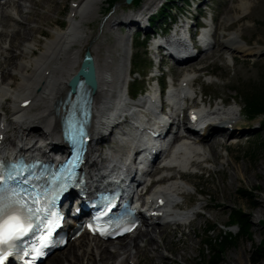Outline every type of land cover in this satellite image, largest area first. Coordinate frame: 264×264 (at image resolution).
Segmentation results:
<instances>
[{
	"label": "bare ground",
	"instance_id": "obj_1",
	"mask_svg": "<svg viewBox=\"0 0 264 264\" xmlns=\"http://www.w3.org/2000/svg\"><path fill=\"white\" fill-rule=\"evenodd\" d=\"M103 1L105 0L73 1L65 29L53 31L51 39L46 40L44 48L38 55L34 54V47L36 46L33 42L27 41L26 44H22L20 52L14 56L19 63L12 65L11 70L14 71L10 72L12 79L6 80H13V77H18L20 82L18 81L19 83L16 84L15 88L10 82H8L10 84L6 83V85L0 86V159L9 158L20 153L27 156L39 154L42 157L50 154L55 155L56 152L60 153L63 147L59 145L60 114L59 108H56V102L63 99L67 91L66 82L76 71L81 59L78 60L80 48L86 45L90 39L91 35L85 31V25L93 18L98 5ZM206 1L198 0V2L194 3V6L203 5ZM234 1L236 0H229L228 2L233 4ZM148 5V3H145L143 9H141V13L147 10L145 21L151 16V13L148 12ZM37 7H39V4H36L33 0H0V38L5 27H7L6 31L9 30V35H12V38L19 33L26 35L25 31L29 30V26L27 27L26 25V29L25 22L31 21L32 17H35V9ZM229 8L225 10L226 13ZM245 8L242 5L234 8L235 12H239L240 14L232 15L227 19L225 25H221V20L224 19V15L226 14H224L225 11L218 17L216 23L214 17H211L212 26L210 25L209 29L205 31L204 34L206 36L201 35L199 37L203 44H208L206 50L197 51L193 56H189L186 55L188 54V50L185 47H181L180 52L171 49L175 51L174 56L182 60L180 64L175 66H178V69L184 68L182 71L185 75L179 81L178 89L173 96V100H175L174 107L169 110V114L175 115L184 122L187 116L185 109L193 108L192 116L201 122L200 131L195 132L191 129L192 133L190 132L188 135L193 138L192 140H179L177 138L173 142V147L167 152V155L163 158L160 155L155 157L149 168L148 176L152 173L159 174L163 169L165 171H162V175L155 179L156 186L148 192V195L144 199V203L148 206L147 213H150V215H146V217L140 216L141 223L144 227L150 224L161 223L166 227L156 228L151 226L145 229L138 228L129 235L108 240L115 241L113 243H116L122 239L133 238L132 242L125 244L118 243L116 247L110 250L117 259L112 264H122L121 260L125 258L128 261L134 262V264H138V251L135 244L138 241L142 249H145L144 252L149 254L153 261L160 259L157 252L158 248L154 244L166 246V242H164V238L161 239L158 235L159 233L156 232L157 230L174 229L185 232L184 230L187 229L185 234H181V240L188 245L191 241L189 240V231L197 223V220L200 219L201 213L192 214V212L180 211L195 201V194L201 195L202 192L191 193V190L185 188L184 181L186 180V174L189 173L190 169L209 172V169L203 167V165L209 163L212 165L214 163V149L216 151L218 147L228 146L227 142L233 139H236L235 142H238L243 136L255 133L253 130H250L252 127L242 119L241 115L245 111L238 107L240 106L239 101L235 98H231L232 102H229V98L226 96L227 99L223 101L222 98L225 95L221 91L217 89V91H209L205 87H202L199 91L200 98L197 95L192 98L191 93H189L190 86L197 83L198 79L197 77H190V70L186 68L194 62L204 60L208 56H214L218 59L230 56V59L234 63L236 62L237 54L244 57L241 62L246 64L247 62L245 63L244 61L248 60V57L256 54V52H261V50L253 51L251 48L245 47L252 45L248 38H246L247 36L244 35L248 30V27H244V22L248 20L246 19L248 13ZM128 18H132L135 23L139 19L138 14L132 16L123 13L112 20L113 25H111V29L114 30L113 33L116 35V47L120 48L118 57H115L117 63H114V58L109 52V46L104 48L105 45L102 42L97 43L93 49L91 48L95 55L103 45L104 57L100 62L87 49L93 59L96 82L89 102L90 115L87 133L90 139L86 145L83 165L84 174L89 182L88 189L99 182V180L101 181V176L107 172L112 171L119 175H129L130 170L127 168L126 163L127 155L136 150L149 152L155 149L147 138V133L148 131L159 130L158 128H161V121L157 119L150 108V98H155V90L151 89L150 93L145 94L143 98H139L134 105L128 106L126 103L125 90L129 80L128 61L131 49L128 38L132 30L138 28L134 24H129L130 22L127 24L126 19ZM6 20L10 21L14 26L4 25V21ZM83 21L87 22L83 23ZM227 25H230V27L228 28ZM240 26H243L246 30L241 29ZM30 27V31L33 30V33L34 31L38 32V27ZM121 28H125L127 33L120 34ZM232 30L236 32L234 35L229 34ZM33 33L22 40H31ZM240 41H243L245 44L242 45ZM10 43L9 39V42L4 43L5 48L3 46L4 49L1 50L3 43L0 42V70L6 68L5 63L7 60L3 59V56H5V49ZM23 57H27L28 60L22 61ZM188 57L192 58L188 59ZM7 59L9 62L12 61V57L8 55ZM263 59L264 56L258 58L255 63L262 62ZM201 70L204 69L202 68ZM206 73L208 72L206 71ZM0 74L4 76V71H0ZM234 90L239 93L237 88H234ZM184 96H186V99L183 98ZM140 103H143V105L139 106L138 104ZM224 105L227 106L224 107ZM125 115H128V122L125 126L121 127L118 122ZM208 115H222L225 117H220L219 122L214 123L206 118ZM259 126L264 128V121ZM104 145H107L105 157L101 148ZM228 162V159L225 158L222 160L220 166L218 164L217 167H211L212 169L210 170L213 172L222 171L221 167L227 166ZM158 164L161 166H158ZM229 170L233 172L230 176L232 184L237 179L238 170L234 168L230 169V167ZM193 189L195 191V186H193ZM198 203H201V200ZM202 204L200 206L202 209H208V207L203 208ZM257 210L256 215L263 213L261 202ZM136 231L139 232L136 233ZM154 232L156 233L154 234ZM157 240H160V242H157ZM71 243H74L72 244L74 250L77 252L79 249L81 250L79 258L82 259L80 264H88V261H90L88 254L94 257L97 256L99 263L93 264H109L107 261L112 258L111 255L107 254V249H100L95 254L94 251L97 250L94 247L95 242L91 244L87 241V243H84V247L82 243L80 244L76 240ZM69 250L71 251L68 253L63 252L61 256H65L67 264L77 263L79 258L76 259L73 256V249ZM59 254H54V257L47 264H64L59 262L57 258ZM85 259H87L86 263H84ZM228 264H241V260L240 258L237 260V256H235L231 258V263L228 261Z\"/></svg>",
	"mask_w": 264,
	"mask_h": 264
},
{
	"label": "rangeland",
	"instance_id": "obj_2",
	"mask_svg": "<svg viewBox=\"0 0 264 264\" xmlns=\"http://www.w3.org/2000/svg\"><path fill=\"white\" fill-rule=\"evenodd\" d=\"M33 1L36 4H39V7L35 9V17L33 16L31 21L29 20L28 22H25V28L27 29V27L29 26V30L25 31L27 36L19 33L12 38V35H9V30L6 31L7 27H5L4 32L0 38V42L3 44L9 42V39L11 41V43L8 44L7 48L5 49V56H3V59H6L7 61L5 63L6 68L0 70L4 71V76H1L0 74V86L6 85V83H12L15 88L16 84L20 82L18 77H13V80L6 79H12V76L10 75V72L13 71L11 70L13 67L12 65L14 63H19V61H17V58H15L14 56L20 52L22 44H26L27 41H32L36 46L34 47V54L38 55V53L44 48L46 40L48 41L49 38L51 39V33L53 31L65 29L72 2L77 0ZM108 1L109 0H105L98 5L91 20H89L88 22L83 21V23L87 22L85 25V31L90 33L91 36L87 44L80 48L78 60L81 58L83 52L89 49L91 55L96 56L97 60L100 62V60L104 57V48L106 46H109V52L114 58V63H117V59L115 57H118L120 48L116 47V35L113 33L114 30L111 29V25H113L112 20L123 13L127 14L130 11H140L141 9H143L145 2L149 4L148 12L153 13L155 8H157L159 4L163 3L164 0H142L139 6H133L131 4L127 5L124 3V0H114L113 7L107 10ZM189 1L192 2L193 6L194 2L192 0H182V2H177L176 8H171L169 13H167L168 17L172 18V16L176 12L175 9L179 10L180 12L183 9L181 7L182 3H188ZM228 1L229 0L206 1V7L209 9L208 12L212 17H214L215 23L218 17L221 16L227 8L230 7L227 13L226 11L224 12V14H226L224 15V19L221 20V25H225L227 19H229L232 15L234 16L240 14L239 12H235L234 8L241 5L245 6V9L248 13L246 19H248L249 21L247 20L244 22V27H248V30L244 35L247 36L246 38H248V40L252 44L245 47H249L253 51L261 50V52H256V54L248 57L249 59L244 61L245 63L247 62L246 64L241 62L244 57L238 54L236 55V62L234 63L230 59V56H225L226 59H218L214 56H208L200 62L192 63L186 68H189L190 70V77H197L198 79V82L194 84L193 90L199 93L200 89H202V87H205L206 90L209 91H221V93L225 95V97L222 98L223 101L228 97V101L232 102L231 98H235L237 101H239L240 106L238 107L242 108L243 110L244 103L242 100V95L263 93L262 100L264 108V59L262 60V62L260 61L255 63L258 58H262L264 56V0H236L233 4ZM226 2L228 3L225 4ZM4 22V25L6 26H14V24H12L10 21L6 20ZM30 26L38 27V32L34 31L33 33V30L30 31ZM227 26L228 28L230 27V25ZM244 27L242 26L241 29L246 30V28ZM32 33L33 36H31V40H22ZM122 33H127L125 31V28H121L120 34ZM234 33H236L234 30L229 32V34L231 35H234ZM128 39L129 43L131 44L130 59L128 61V72H138L139 77L134 83L135 88H139V92L144 90V94L150 93L148 89L154 86V81H150L149 76L155 74V71H153V62H155V57L152 52H150V43L152 42L149 39L146 44H144L143 48L141 46L137 47L135 45V36H129ZM139 40H141V37L139 38ZM101 42L104 43V48H102V45L97 52L98 54L96 53L94 55V53L92 52L93 47H95L97 43ZM240 43L242 45L245 44L243 41H240ZM3 44L1 45V50L5 48V44ZM7 55L9 57H12L11 62L8 61ZM219 56L221 55L219 54ZM27 57H23L21 60L27 61ZM138 60L144 61V64L142 66H138ZM232 63L233 67L231 66ZM177 67L178 66H172L168 60H164L161 71H166L167 69L170 71L169 74L165 75L167 81H169V79L173 77V79H176L179 84L180 79H182L185 74L182 71L184 68L178 69ZM202 68L204 70H201ZM206 71L208 73H206ZM142 75L145 76L143 79L141 77ZM128 79L129 80L127 82L126 91L130 93V76L128 77ZM234 88H237L239 90V93L238 91L236 92ZM140 96H142V94ZM197 96L198 98H200L199 95ZM241 116L242 119L247 122L250 127H252V129L250 130H253V132L255 133L243 136L240 140H238V142H235L236 139H233L227 142L228 146H221L218 148L216 147V151L214 149V163H212V165L211 163L203 165V167L209 169V172L190 169L189 173L186 174V180L184 181L186 187H184L191 190V193L202 192L201 195L195 194V201H193L189 206L186 207V209L189 208L191 211H197V213H201V217H199L200 219L197 220V223L194 224L189 231V240H191L190 243L187 245L183 242V240H181V234H185L187 229L184 230L185 232H183V230L178 231L174 229L161 231L157 230L156 232L159 233L158 235L161 237V239L164 238V242H166V246H163L162 244H154L158 248L157 252L160 256V259H158L157 261H153L149 254L144 252L145 249H142L141 244L138 241L135 242L137 247L136 249L138 251V264H206L207 260L210 259L211 256V252L208 247L209 241L214 242L219 236L223 237L226 235L233 238L237 234V229L234 226H229V224H227L229 221V212L234 209H240L242 213L248 216L251 226V240L245 237L237 239L234 242L233 239L230 240L231 242L227 243L221 249V253L219 254V258L221 257V261L219 264H228V261L231 263V258L235 256H237V260L240 258L241 264H264V262L262 261L253 263L252 258L254 256H251L252 246L258 245L262 239L264 240V151L261 149L262 140H264V128L259 126V124L264 121V117L247 119L245 117V113ZM101 148L103 151V156L105 157L107 153V145H104L103 147L101 146ZM251 151L253 154H250ZM221 157L223 158L221 159ZM225 158H227L229 162L227 166L221 167L222 171L213 172L212 170H210L214 167H217L218 164L220 166L222 164V160H224ZM220 159L221 161H219ZM229 167L230 169L234 168L239 171H237V179L232 184L230 182V176L233 172L229 170ZM161 175L162 173H157L153 178H157V176ZM193 186H195V191L193 189ZM241 190H245L248 195L245 197H241L239 194ZM200 200L201 203H198L200 202ZM260 202L262 203L263 213L261 215H256V211H258L257 209L259 208ZM201 204L203 208L208 207V209H202L200 207ZM151 226L156 228L166 227L161 223L150 224L142 228L145 229ZM138 232L139 231H136V233ZM156 232H154V234ZM131 240H133V238L122 239L120 241H117L116 243H113L115 241L101 242V240L98 241L94 238L84 235L76 239L77 242H80V244L82 243L83 247L85 246L84 243H87V241L91 244H94L95 242L94 247L95 249H97L94 251L95 254L100 249H107V254L112 256L111 260L107 261L109 262V264H112V262H115L117 260L110 250L116 247L118 243L125 244L132 242ZM157 242H160V240H157ZM72 244L74 243H69L63 250L57 252L60 253L57 257L60 263L67 264L65 256L61 255L63 252H70L71 250L69 249L74 250ZM80 251V249L78 250V252L74 250L73 256L76 259L80 257ZM88 255V258L90 260L88 261V264H90V262L91 264L99 263L97 256L94 257L93 255L91 256V254ZM50 259H48L45 264H47ZM81 259L82 258H79V261L77 263L80 264ZM218 259L214 260V264L217 263ZM86 262L87 259L84 260V263ZM121 262L122 264H126V262L127 264H134V262L128 261L126 258L121 260Z\"/></svg>",
	"mask_w": 264,
	"mask_h": 264
},
{
	"label": "snow or ice",
	"instance_id": "obj_3",
	"mask_svg": "<svg viewBox=\"0 0 264 264\" xmlns=\"http://www.w3.org/2000/svg\"><path fill=\"white\" fill-rule=\"evenodd\" d=\"M3 192V178L0 177V264H4L5 253L13 249L17 242L36 231L33 222L45 211L43 207H37L41 204L42 194L32 195L27 190L13 192L6 202ZM25 196L28 199H25ZM53 227L55 223L45 230L46 234H41L37 238L36 246L25 251L24 255L29 257L27 264H35L45 254V249L51 246Z\"/></svg>",
	"mask_w": 264,
	"mask_h": 264
},
{
	"label": "trees",
	"instance_id": "obj_4",
	"mask_svg": "<svg viewBox=\"0 0 264 264\" xmlns=\"http://www.w3.org/2000/svg\"><path fill=\"white\" fill-rule=\"evenodd\" d=\"M182 2V0H164V3L160 7L157 12V18L165 20L167 18V12L171 8H176L177 2ZM141 0H131L130 4L133 6H139ZM114 5V0H109L107 3V10L111 9ZM152 25V20L150 21ZM140 35L137 33L135 36V45L143 46L144 43L139 40ZM138 66H142L144 61L138 60ZM136 75L137 72L133 71V75ZM134 82L136 81L135 77L131 78ZM131 91L133 94L136 93L135 84H131ZM263 93L259 94H250V95H242L245 117L247 119H254L258 117H264V108H263ZM264 131V130H263ZM261 149L264 151V140H262ZM250 154H253L252 151ZM249 154V155H250ZM251 156V155H250ZM241 197H245L248 193L245 190H241L239 192ZM229 226H234L237 229V234L232 238L231 236H219L216 241L208 243V247L211 252L210 259L207 260L206 264H214V260L219 258V254L221 253V249L233 239V242L240 238H247L251 240L250 233V223L248 216L240 211V209H234L229 212ZM253 263H258L260 261L264 262V240L262 239L258 245L252 246L251 256ZM213 259V260H212ZM212 260V261H211ZM221 261V257L217 260L216 264H219Z\"/></svg>",
	"mask_w": 264,
	"mask_h": 264
},
{
	"label": "water",
	"instance_id": "obj_5",
	"mask_svg": "<svg viewBox=\"0 0 264 264\" xmlns=\"http://www.w3.org/2000/svg\"><path fill=\"white\" fill-rule=\"evenodd\" d=\"M130 2L131 0H124V3L127 5ZM95 83L93 59L90 53L85 50L76 71L66 82V101L71 98L76 91L87 92L91 95L95 89Z\"/></svg>",
	"mask_w": 264,
	"mask_h": 264
}]
</instances>
